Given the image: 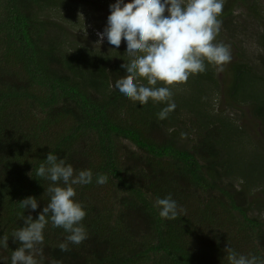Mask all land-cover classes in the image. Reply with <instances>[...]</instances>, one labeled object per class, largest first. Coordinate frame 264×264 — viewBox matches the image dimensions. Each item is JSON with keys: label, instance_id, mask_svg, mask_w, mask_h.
Returning <instances> with one entry per match:
<instances>
[{"label": "trees", "instance_id": "16d2710c", "mask_svg": "<svg viewBox=\"0 0 264 264\" xmlns=\"http://www.w3.org/2000/svg\"><path fill=\"white\" fill-rule=\"evenodd\" d=\"M62 2L0 0V238L9 236V247L0 246L3 262L11 264L20 246L11 237L24 226L20 214L37 219L49 202L50 181L36 169L50 151L77 173L90 169L93 180L74 186V199L86 211L87 239L61 251L68 233L49 220L38 246L42 264H228V246L264 258V148L258 154L239 146L242 127L207 108L210 89L218 91L212 66L189 77L188 94L172 86L176 107L160 120L166 104L142 106L115 87L126 75L121 46L99 49L71 40L68 28L46 13ZM237 4L258 12L257 0H226L219 17L224 26ZM258 44L262 74L249 60L235 61L223 90L233 104H248L264 141V25ZM184 114L190 127L183 128ZM181 127L194 133L191 145L180 140ZM99 173L107 183H96ZM256 181L263 198L253 212L246 197ZM190 188L206 199L204 207L181 211L175 220L159 216L157 198L171 194L181 209ZM28 196L38 201L35 211L19 206Z\"/></svg>", "mask_w": 264, "mask_h": 264}, {"label": "clouds", "instance_id": "9594fccd", "mask_svg": "<svg viewBox=\"0 0 264 264\" xmlns=\"http://www.w3.org/2000/svg\"><path fill=\"white\" fill-rule=\"evenodd\" d=\"M224 0H116L110 4V14L104 30L97 31V42L105 38L110 45L119 48L126 42L128 59H124L121 68L126 75L115 81V87L127 98L140 105L163 103L167 106L157 113L160 120L166 119L175 109L172 86L186 83L190 76L203 73L207 65L217 72L231 61L229 46L216 42L222 21ZM144 79L147 85L137 81ZM186 135L185 133L181 134ZM36 176L50 181L45 190L49 202L43 207L37 219L32 215L20 214L24 226L11 233L13 242H19L11 254V264H37L36 253L42 254L38 247L44 243L43 230L49 223L68 233L65 242L58 245L61 251H69V244L79 245L87 239L82 224L86 216L84 206L76 201L74 186L92 183L90 169L75 172L64 158H58L50 151L45 163L36 169ZM108 177L99 173L96 183H107ZM22 209L35 211L38 201L28 196L19 201ZM159 216L175 220L183 211L172 198H157L154 204ZM9 236L0 238V246L8 248ZM228 264H264V258L256 255L237 253L226 247ZM52 264H59L52 261Z\"/></svg>", "mask_w": 264, "mask_h": 264}, {"label": "rangeland", "instance_id": "374dc122", "mask_svg": "<svg viewBox=\"0 0 264 264\" xmlns=\"http://www.w3.org/2000/svg\"><path fill=\"white\" fill-rule=\"evenodd\" d=\"M116 0H63L61 6H56L51 9H47L46 13L51 16V18L61 22L66 26L70 32V39H78V42L84 44L93 45L96 48L103 49L106 47L115 46L110 45L107 41V38L104 39L102 43L97 42L99 37L96 35L97 31H103L107 25V17L110 14V4L115 3ZM125 3L128 0H124ZM226 2V0H224ZM258 12H254L252 8H248L246 5L237 4L233 6V14L229 18L228 26H224L222 23L221 30L219 35L216 38V42H222L223 44L229 46L231 51V61L224 65L223 71L217 72L216 68L212 66L213 74L215 77L216 85L218 91L210 89L209 93V105L208 109L212 110L214 113L220 112L224 115H229L231 119L236 121V124L242 127L243 135H240L241 143L248 146L249 149H256L258 154H262L264 141L261 136L262 124L261 121L253 115L248 104L239 102L238 104H233V101L230 102V98L227 93L224 94V90L227 85L230 83L232 76V64L238 60H249V63H254L257 67L256 71L261 75V68L259 66L258 54L261 51V47L258 44V34H260L263 28L264 21V0H257ZM253 13L251 16L249 13ZM261 14V15H259ZM222 20V18H219ZM77 34H79L78 37ZM77 36V37H76ZM82 36V37H81ZM121 49L126 51V42L122 38ZM176 90H182L188 94L190 88L187 83L175 85ZM190 114H184L185 123L183 128L190 127L189 120H187ZM182 132V127L180 129ZM182 133L186 135H180V140L186 142V144L191 145L195 139L193 132H187L186 129ZM124 144L131 150L137 151L136 145L131 142L124 140ZM253 165V163H252ZM240 179L237 181L241 182ZM245 181V179H244ZM261 188L256 181V184L252 183L248 189L247 202H251L254 207L253 212H257V206L255 201L260 200L262 197ZM114 195L107 199L108 208H111V205L114 201ZM206 199L199 196L197 192L190 188L187 193V198L184 200L181 209H183L185 214H189L193 209L197 207H204L206 205ZM251 207L252 205L248 203ZM246 205V204H245ZM111 212V211H109ZM195 218V215L192 216ZM235 229H238L239 224L234 223ZM230 229H233L232 225ZM245 232H242L241 236H244ZM249 244H253L252 239L248 238ZM0 251V264H5L4 256ZM2 255V257H1ZM4 257V258H3ZM34 258L37 261V264H42V254L36 253Z\"/></svg>", "mask_w": 264, "mask_h": 264}]
</instances>
